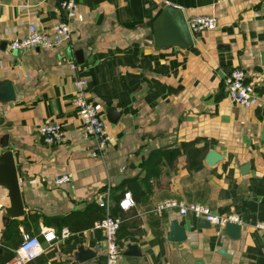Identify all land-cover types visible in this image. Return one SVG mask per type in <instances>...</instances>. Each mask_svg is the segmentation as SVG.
<instances>
[{
	"label": "crops",
	"instance_id": "0c3cea01",
	"mask_svg": "<svg viewBox=\"0 0 264 264\" xmlns=\"http://www.w3.org/2000/svg\"><path fill=\"white\" fill-rule=\"evenodd\" d=\"M75 2L69 44L11 52L9 42L30 25L49 31L64 19L55 0H0V84L16 90L15 101L0 103V145L6 141L17 154L23 207L22 217L8 219V193L0 185V262L23 236H35L42 253L28 264H105L104 234L93 225L108 191V212L123 224L117 233L121 264H264V232L255 228L264 224V106L234 105L225 90L226 75L238 68L264 96V0ZM162 3L182 10L186 21L212 16L216 23L196 33L187 49L157 47L151 23ZM77 77L107 124L110 141L100 158L92 156L94 142L82 136L71 102ZM107 110L120 114L115 124L106 121ZM54 123L66 141L46 145L38 128ZM182 144L188 147L169 164L168 152ZM209 152L221 158L211 166ZM65 175L68 183H54ZM127 180L137 181L139 201L125 192L134 205L122 210L120 185ZM164 200L238 218L239 238L213 225L200 228L201 220L191 216L155 215ZM173 221L184 230L182 242L167 238ZM45 234L55 239L46 242ZM78 247L95 257L77 262ZM128 249L135 258L123 257Z\"/></svg>",
	"mask_w": 264,
	"mask_h": 264
},
{
	"label": "built area",
	"instance_id": "2783aa9c",
	"mask_svg": "<svg viewBox=\"0 0 264 264\" xmlns=\"http://www.w3.org/2000/svg\"><path fill=\"white\" fill-rule=\"evenodd\" d=\"M239 1V0H224ZM63 21L53 25L49 31H43L34 25H30L25 36L15 39L8 44L11 52L23 50H36L39 48H61L69 44L71 30L68 21L75 18L78 10L75 0H55ZM216 19L212 16H196L187 21V27L191 33H199L213 27ZM75 69L74 65L70 67ZM226 96L230 103L244 109L264 106V96H258L254 92L252 83L248 82L241 69H231L225 77ZM78 120L81 124L82 136L94 142L96 151L92 152L94 157H103L106 146L110 141L107 124L102 119L97 109L86 98V81L77 77L73 83L71 98ZM42 142L46 145L64 143L66 141L61 127L58 124H42L38 128ZM70 175L57 178L54 183L61 185L68 183ZM99 205L106 209L105 216L94 223L93 229L101 230L104 234V256L105 264H121L122 256L117 242V232L120 220L108 212L109 194L106 191L103 199H99ZM134 203L129 194L124 195L123 201L119 203L122 210H127ZM172 211L179 217L191 216L195 219L204 220L210 225L223 228L226 224H237L240 220L234 216H220L213 213L208 207L196 203H184L176 200H164L156 204L153 213L161 216L163 213ZM256 229L264 232V224H257ZM46 242L55 239L54 234H45ZM42 253L39 240L35 236H23L18 248L14 251L12 258L5 264H28Z\"/></svg>",
	"mask_w": 264,
	"mask_h": 264
},
{
	"label": "water",
	"instance_id": "95a60500",
	"mask_svg": "<svg viewBox=\"0 0 264 264\" xmlns=\"http://www.w3.org/2000/svg\"><path fill=\"white\" fill-rule=\"evenodd\" d=\"M152 40L153 44L157 47H177L180 49H187L193 45V38L195 33H191L187 27V21L183 15L182 10L173 7L171 5L162 3L161 10L154 21L151 23ZM82 52L76 50L73 52L75 62L80 65L82 63ZM260 61H264V53L260 55ZM16 90L10 82H2L0 84V103H9L15 101ZM119 113H115L114 110H107L105 112L106 121L109 124H115ZM7 136H4L3 140H6ZM261 141L264 143V124L262 126ZM0 148L4 150L0 154V185L3 186L8 193L9 207L3 209L8 219H18L23 215V207L19 193V181L17 178V154L8 148V145L3 142ZM220 156L214 152H209L205 160L206 164L211 166L218 160ZM247 170L245 165L241 172ZM210 226L204 220L200 221L198 227L208 228ZM241 227L237 224H226L223 227V235L236 240L239 238ZM170 242H182L185 240V234L183 228L179 227L177 221H173L170 226L169 234L167 236ZM221 254L224 250H221ZM95 257V254L89 250H83L82 247L77 248V255L75 260L77 262H84ZM123 257L126 260L135 258L132 249H128L124 252Z\"/></svg>",
	"mask_w": 264,
	"mask_h": 264
},
{
	"label": "trees",
	"instance_id": "16d2710c",
	"mask_svg": "<svg viewBox=\"0 0 264 264\" xmlns=\"http://www.w3.org/2000/svg\"><path fill=\"white\" fill-rule=\"evenodd\" d=\"M188 147L187 144H182L180 145V148L179 150H172L171 152H168L171 154V157L169 158L168 160V163L172 164V161H175L176 158L180 155V150L184 149ZM120 189L122 190L121 191V196L124 195L125 192H131L132 194V199L134 201H139V199H136V197L134 196V191L135 190H138L140 192V187L138 186V183L137 181L135 180H127V181H124L121 185H120ZM100 209L99 210H102V216H98V218L96 219V221H100L104 216H105V208L104 207H99ZM110 215L115 217L111 210L109 211ZM117 218V217H116ZM123 224H122V220L120 219V225H119V229L118 231H120V229L122 228ZM118 233V232H117ZM13 256L12 252H8L6 257L2 259V261L0 262V264H4L5 262H7L9 259H11V257Z\"/></svg>",
	"mask_w": 264,
	"mask_h": 264
}]
</instances>
